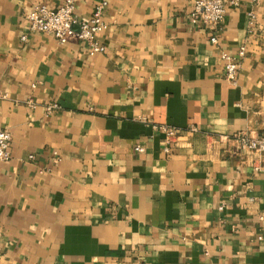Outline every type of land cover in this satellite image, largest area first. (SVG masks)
Segmentation results:
<instances>
[{
	"label": "crops",
	"instance_id": "obj_1",
	"mask_svg": "<svg viewBox=\"0 0 264 264\" xmlns=\"http://www.w3.org/2000/svg\"><path fill=\"white\" fill-rule=\"evenodd\" d=\"M64 1L0 0V264H264V153L219 140L264 134V0L228 6L216 43L192 0H106L95 55L30 30Z\"/></svg>",
	"mask_w": 264,
	"mask_h": 264
},
{
	"label": "built area",
	"instance_id": "obj_2",
	"mask_svg": "<svg viewBox=\"0 0 264 264\" xmlns=\"http://www.w3.org/2000/svg\"><path fill=\"white\" fill-rule=\"evenodd\" d=\"M193 7L189 12V18L194 25L208 27L214 31L211 37L213 43L217 42V34L221 30L222 23L225 18L228 6H239L242 0H192ZM258 3L260 0H252ZM107 5L106 0L100 1L94 8L93 13L84 19L78 20L75 16V4L73 0H65L62 5L56 9H50L44 4H37L31 11L26 14L31 31L44 32L53 35L60 44H64L71 38L84 43L87 46V52L95 55L105 51V45L100 42L99 36L103 34L107 28L104 20V11ZM256 14L249 11L248 21L250 32L254 24ZM25 38V36L23 37ZM246 44L243 43L236 55L222 53L221 58L225 66V78L230 83H235L238 70L240 67V58L245 55ZM34 86V85H33ZM7 94L0 90V99L6 98ZM29 106H34V101L29 98L27 101ZM58 107L55 103L46 105L47 112H52ZM158 128L165 136L163 152L166 155L171 153L172 142L174 141L178 130L170 125H153ZM190 130L195 131V128ZM221 142L232 141L241 149L258 156L264 153V134L251 135L245 131H238L232 135H221ZM11 134L8 129L0 128V161H7L11 158L10 149ZM136 150H142L140 146L135 147ZM260 169L258 163H254V170Z\"/></svg>",
	"mask_w": 264,
	"mask_h": 264
}]
</instances>
